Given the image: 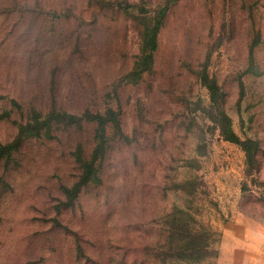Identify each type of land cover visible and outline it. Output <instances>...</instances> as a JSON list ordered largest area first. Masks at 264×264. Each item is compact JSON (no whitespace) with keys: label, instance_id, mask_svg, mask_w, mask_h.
Segmentation results:
<instances>
[{"label":"rangeland","instance_id":"obj_1","mask_svg":"<svg viewBox=\"0 0 264 264\" xmlns=\"http://www.w3.org/2000/svg\"><path fill=\"white\" fill-rule=\"evenodd\" d=\"M238 212L260 264L264 0H0V264H228Z\"/></svg>","mask_w":264,"mask_h":264},{"label":"trees","instance_id":"obj_2","mask_svg":"<svg viewBox=\"0 0 264 264\" xmlns=\"http://www.w3.org/2000/svg\"><path fill=\"white\" fill-rule=\"evenodd\" d=\"M164 10L165 8L162 9L160 12H158L159 16L156 23L150 28L149 27L145 28V30L142 33V45L140 48V54L137 60L135 61L134 66L130 72V75H133L134 77L139 78L140 75L146 69H149L153 64L154 53L156 52V49L158 47V33L162 24L161 17L164 16L163 13ZM203 80H204L203 81L204 84L209 89L211 102L217 104L219 100V91H220L219 86L213 80L208 81L205 78ZM220 96L222 97V94ZM60 115L67 118V120L73 123L81 119L80 117L74 115H67L65 113H62ZM220 116H221L222 124L219 125V131L223 139L239 144L242 147L243 151L245 152L247 159L250 160L251 158H253V155H255V151L257 149V146H255L256 145L255 142L250 139L240 140L231 127V122L228 114L224 110H222ZM88 118L95 119L97 125L100 127V130H103V126L106 122V118H104L100 114H95L94 116L92 115L89 116ZM253 145L255 146L254 148ZM98 147L102 149V142L99 143ZM88 178H89L88 175L84 174L82 176L80 184H83L84 182L88 181L89 180Z\"/></svg>","mask_w":264,"mask_h":264},{"label":"crops","instance_id":"obj_3","mask_svg":"<svg viewBox=\"0 0 264 264\" xmlns=\"http://www.w3.org/2000/svg\"><path fill=\"white\" fill-rule=\"evenodd\" d=\"M259 226L255 228L253 224L249 221V219L242 213H236L232 216L224 225L222 230V239L223 243L231 242V251L233 254L227 257L228 264H240L241 260L237 261L236 256L238 254H242L244 252H250L251 250H255L257 248H261L262 244L255 242L256 238L260 237ZM254 235H259V237H255ZM245 237L248 239L245 240ZM261 240H263L261 238ZM232 241H234L232 243ZM247 241V242H246ZM242 250V251H241ZM259 250V249H258ZM224 257V256H223ZM222 258V256H221ZM260 264H264V257L259 259ZM245 264V263H244Z\"/></svg>","mask_w":264,"mask_h":264}]
</instances>
